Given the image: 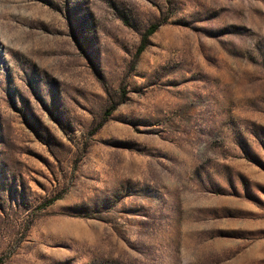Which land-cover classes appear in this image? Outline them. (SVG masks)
Returning <instances> with one entry per match:
<instances>
[{
	"label": "rangeland",
	"instance_id": "374dc122",
	"mask_svg": "<svg viewBox=\"0 0 264 264\" xmlns=\"http://www.w3.org/2000/svg\"><path fill=\"white\" fill-rule=\"evenodd\" d=\"M0 264H264V0H0Z\"/></svg>",
	"mask_w": 264,
	"mask_h": 264
},
{
	"label": "trees",
	"instance_id": "16d2710c",
	"mask_svg": "<svg viewBox=\"0 0 264 264\" xmlns=\"http://www.w3.org/2000/svg\"><path fill=\"white\" fill-rule=\"evenodd\" d=\"M158 27H159L158 25H152V26L146 31L145 38H147V37L151 36L152 34H154V33L157 31ZM142 50H143V48L141 47V48L139 49L138 53H141ZM110 113H111V112L109 111L108 114H106V115H109Z\"/></svg>",
	"mask_w": 264,
	"mask_h": 264
}]
</instances>
